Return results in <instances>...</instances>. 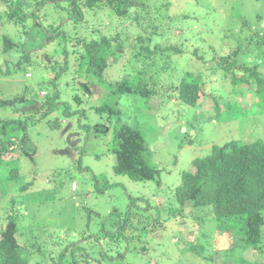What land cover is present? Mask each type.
<instances>
[{
  "label": "rangeland",
  "instance_id": "374dc122",
  "mask_svg": "<svg viewBox=\"0 0 264 264\" xmlns=\"http://www.w3.org/2000/svg\"><path fill=\"white\" fill-rule=\"evenodd\" d=\"M131 1L135 5L137 0ZM145 1V8L152 16L155 15V5L169 3V10L160 18L162 35L159 36L158 32L155 39L166 49H181L182 54L171 51L153 54L155 50L151 44V52L145 58L141 57L142 54L137 53L138 47L129 49L141 29L124 17H117L100 4L84 9L81 18L69 22L67 7L56 9L47 6L37 16L27 17L24 29L3 20L0 10V41L7 37L17 45L16 51L2 53L0 44L1 98L30 99L24 105L14 101L16 106L12 107L17 111L24 106L30 111L28 115H36V112L38 115L45 100H50L56 92L59 96L60 106L51 117L33 119L32 121L39 123L27 130L30 141L25 140L22 147L32 149L35 146L34 165L23 156L20 145H15L1 157L3 161H12L11 167H19V174L23 177L22 184L28 180L29 187L22 192L14 181H0V229L8 215H19L17 222L21 228L31 221L37 223L40 230H35L34 225L26 227L27 234L35 239L37 243L34 244L41 252L37 255L35 250L32 251L34 246L31 245L33 241L30 238V251L35 253L36 260L41 259L42 255H52L57 262L67 264L75 256L80 262L84 258L80 255L81 250H85L90 257L89 264H96L98 261L100 264H232L238 257L239 246L233 245L229 254L226 250L218 251L217 247L214 249L213 240L217 231L213 219L207 218L201 225L198 217L202 213H195L186 207L182 212L187 214L192 211L195 220L177 215L175 219L170 218L167 224L173 209H178L171 192L166 195L159 193L152 201L149 194L153 183L135 182L113 172L114 150L117 148L115 133L121 125L126 124L143 132L147 146L145 154H148L151 161H154L153 155H158L159 150L167 148L175 151L178 146H183L181 141H206L204 145L184 148L181 153L186 151L188 158L184 154L176 166L172 164L173 155L164 159L168 161H162L161 167L167 173L163 175V181L165 178L166 180L160 190L164 191L174 183H179L177 172L188 169L193 158L202 157L206 153L210 138L206 134L219 128L215 122L208 123V119L212 117L209 111L213 106L210 98H206L203 109L199 111L178 107L172 103L174 99L171 100L169 95L163 100L157 98L164 95L162 93L153 95L148 101L133 95L114 96L112 87L123 79L124 74L131 77L145 76L148 86L153 81L164 82L169 71L161 72L159 67L166 55H171L172 63L181 69L196 70L215 65L214 62L207 61L212 56L225 53V48L227 52L224 56L228 55L240 43L242 51H238L236 56L239 54L238 63L244 62L242 52L256 47L254 30L262 27L264 30V0H205V4L211 2L213 8L199 5L196 0ZM131 12L134 13L135 10L132 8ZM138 15L141 18V9ZM183 15H187V19H183ZM168 17L178 18L170 22ZM62 19L64 21L60 32H71V35L65 36V39L56 38L51 50L50 46L40 50L45 37V34H39L42 32L40 26L47 30L48 23L59 26ZM34 21L40 26L35 25ZM141 25H146V20ZM95 29L102 31L101 36L114 38L119 35L118 38L126 42V53L116 48L120 53L119 58L114 57L116 60L108 64L101 79L85 74V63L78 58L81 52L76 51L74 46L78 38H94L96 34L92 30ZM25 34L29 38L35 36L36 39L29 41L27 38L25 49L30 53L22 52V61L21 45L25 41ZM75 35L77 37L73 38ZM233 57L236 58L231 55L229 61ZM248 58L251 65L260 64L259 71L264 73V47ZM7 65L10 73H5ZM58 71H62L60 78L52 80ZM85 82L86 87L83 86ZM241 88L243 96L237 93V97H244L245 102L256 101L253 89L245 84L237 86V89ZM225 100L227 98L223 97V101ZM36 102L39 103L38 106L35 105ZM100 105L113 106L118 114L111 117L106 113L98 114L95 107ZM162 105L166 108H161ZM149 108H152L150 112ZM178 109L180 112H176ZM13 113L11 106L0 107V121ZM236 116V120L230 125L224 121L221 134L211 140L219 142L224 138L235 137L242 140L241 132L243 136L247 130L256 129L259 134L252 139L259 137L264 141V120L254 116ZM55 120L58 122L56 129L53 127ZM186 122L194 127L184 125ZM178 127H181L180 133ZM3 166L0 165V174H7L2 169ZM22 173L28 176H22ZM72 185L75 188H71ZM103 186L105 189L102 192L96 190H101ZM128 195L144 198L146 201L132 200ZM130 202L135 206L132 209ZM144 202L151 208L142 207ZM136 208L143 212L149 211L153 220L148 223L144 215L135 211ZM157 212L163 215V228L153 226ZM178 221L183 224L176 225ZM108 232L114 235L112 239L105 238ZM95 234L100 236V240L86 238L94 237ZM22 239L24 240L23 236L20 244L28 249V244H23ZM217 241L221 244L222 238ZM224 242L225 246L230 243L229 239ZM260 246L264 257V241ZM193 248L201 250H192ZM98 251L102 254L105 251L107 257L102 259ZM58 253L65 254L66 258L61 259ZM246 259L256 261L258 253L253 250Z\"/></svg>",
  "mask_w": 264,
  "mask_h": 264
},
{
  "label": "trees",
  "instance_id": "16d2710c",
  "mask_svg": "<svg viewBox=\"0 0 264 264\" xmlns=\"http://www.w3.org/2000/svg\"><path fill=\"white\" fill-rule=\"evenodd\" d=\"M196 1L199 5L213 8L211 2L205 4V0ZM146 2L145 0H137L136 4L133 5L134 3L131 0H0V10L3 20L24 29L25 19L32 15V17L37 16V13L47 6L55 7L56 9L67 7V22H69L81 18L84 9L87 10L93 5L100 4L103 8L107 7L117 17H124L126 21L136 24L141 29V33L137 35L135 43L129 47V49L138 47L139 51L137 53L142 54L141 57L145 58L146 55L151 52V44L154 45L153 48L155 52H153V54H162L164 51L182 54L183 51L181 49L176 47L166 49L160 43H157L155 39L158 32L159 36L162 35L160 30V18L163 17L164 12L169 10V3L166 2L161 5H155V15L152 16L150 15L151 12L145 8ZM132 8L135 10L134 13L131 12ZM139 9H141V18L138 15ZM177 18L178 17H168L170 22L177 20ZM182 18L187 19V15H183ZM258 18L261 19V16ZM64 19L61 20L59 26L48 23L46 27L47 30L34 21L35 25L41 27L42 32L40 31L39 34H45L42 45L39 47L40 50L49 46L51 50L56 38L61 37L65 39V36L71 35V32H60L62 31L61 27ZM143 20H146V25L144 26L141 25ZM92 31H95L96 34L94 38H78V41L74 39L76 41L74 46L76 51L80 50L81 52L78 58L85 63V74L95 79H101L108 64L116 60L114 58L115 56L119 58L120 53L117 52L116 48L122 49L124 52V50H126V42L120 40L118 38L119 35H116L114 38H108L101 36L100 33L102 31L100 32L96 29ZM254 31L256 33L254 44L256 47L242 52L245 59L244 62L238 63L239 54L236 56L238 51H242L240 43H238L237 47L228 55L224 56L227 52V48H225L223 49L225 53L220 56H212L207 61V63L214 62L215 65L212 64L210 67L207 65L202 69L196 70L189 68L183 70L176 66L175 63H172L170 58L171 55H166L163 64L159 67L161 72H165L166 70L169 71V75L164 79V82L156 83L153 81L151 82V86H148L147 77H131L124 74L122 77L123 79L119 80L115 87H112L114 96L133 95L148 101L151 100L155 94L162 93L164 95L158 96L157 98L163 100L169 95L171 96V100L174 99L172 103L176 104L178 107L181 106V108L183 107L186 109L193 108L199 111L203 109L206 98H210L213 106L209 111L212 113V117L208 119V123L215 122L219 125V128L212 133L211 131H209L208 134L205 133L208 136L210 135L207 142L206 153H204L202 157L193 158L188 169L179 170L177 172L179 174V183H174V185L167 189L165 188L164 191L160 190L163 186V182L166 180L165 178L163 181V175L167 173L161 167L162 161H168L164 159L173 155L172 164L176 166L177 162L184 154L185 158H188L186 157V151L181 153L184 148H191L193 145L197 144L204 145L206 141L195 140L190 143L186 140L181 141L183 146H178L175 151H170L167 148L162 151L159 150L158 155H153L154 161H151L149 157H147L148 154H145L147 146L143 132L127 126L126 124L121 125L115 133L117 148L114 150L113 172L116 175L128 177L135 182L153 183L149 194L152 201H154V198H156L159 193L166 195L171 192L172 196L174 195V200L178 205V209H173L171 217H169L166 222L167 224L170 222V218L175 219L177 215L179 217L185 216L186 218L195 220V215L192 211H195V213H202V215L199 214L198 217V221L201 225L207 218L213 219L216 223L217 231L213 240L214 249L217 247L216 250H226L229 254L231 253L229 250L232 249L233 245L240 247L238 257L232 261V264H264V257L259 249L261 248L260 244L264 241V141L259 137L252 139L255 135L259 134L258 132L256 133V129L247 130L243 136L241 132L240 137L243 138L242 140L237 137L230 139L224 138L219 142L211 139L221 134L224 121L230 125L232 121L236 120V115L240 117L254 116L257 119L264 120V73L259 71L261 67L260 64L255 63L251 65L252 63L248 58L256 54L260 48L264 47V30L262 27ZM76 37L75 35L73 38ZM24 38L25 41L23 45H21L20 59L22 61L24 57L22 52L30 53L29 50L25 49V43L29 35L25 34ZM34 39H36L35 36H30L29 41ZM0 44L3 51L2 53L13 51L17 48V45L13 44L7 37H3ZM196 53L197 51L194 52V54ZM63 54L65 55L66 53L64 52ZM231 55H235L236 58L234 59L233 57V59L229 61ZM200 58L203 59V57ZM0 71L2 72L1 69ZM10 72L9 66L7 65L5 73ZM61 72L62 71H58L52 80L59 79ZM240 84H245L248 88L253 89V98H256V101L245 102L244 97H237V93H244L242 90L243 88L237 89V86ZM83 86L86 87L87 83H83ZM241 95L243 96V94ZM223 97H226L227 100L223 101ZM58 99L59 96L56 92L50 100H45L44 104L42 103L38 115L37 112L36 115H28L30 111L24 106L21 110L17 111L12 106H16L13 103L14 101L18 103L21 102L24 105L30 99L26 100L24 97H20L19 99L13 98L6 100L2 99L0 96V107L11 106L14 110L12 116L9 118L5 116V120L0 121V165H4L2 169H5V172H7V174H0V181L12 180L18 185V190L22 192L27 190L29 181L27 180L22 184L23 177L19 174V167H11L12 161H3L1 157L8 153L15 145H20L23 156L34 165L36 159L35 146H32V149H25L22 147L25 140L28 142L30 141L27 130L34 124L39 123L32 121L33 119H46L51 117L54 111L59 108L58 106H60L58 105ZM160 103H163V101ZM35 105L38 106L39 103L36 102ZM36 106L35 108H37ZM161 108L166 107L162 105ZM151 110L152 108H149V112ZM95 112L98 114L106 113L108 117L118 114L116 109L109 105L95 107ZM176 112H180V109ZM15 113H17V115H15ZM66 115H68V113H66ZM184 125L194 127L193 124L188 122L184 123ZM57 126L58 122L55 120L53 123L54 129H56ZM180 128L181 127L177 128L179 133ZM251 131H254V133H251ZM247 132H250L251 135L246 134ZM178 136L179 134H177V139ZM237 136H239V134ZM23 175H26V177L28 176L26 173H22V176ZM104 189L105 186H103L101 190L98 188L96 190L102 192ZM128 197L130 196L128 195ZM130 198L137 201H146L144 198L140 197ZM141 205L142 207H147V209L151 208L146 202ZM133 207L135 206L130 202V208L132 209ZM186 207L192 209V211L187 214L183 213L182 211ZM135 211L144 215L148 223L153 220L149 211L143 212L140 208H136ZM18 217L19 215H8L3 221L4 224L0 229V264H62L57 262L52 255L44 256L41 254L42 258L36 260L37 256L34 257V254L37 253V255H39L41 252L34 244L37 243L35 239L30 237V234H27L26 227L34 225L36 226L35 230H40L41 227L37 223L31 221L26 227L21 228L17 222ZM164 224L162 213L157 212V219L153 226L156 228H163ZM182 224L183 222L180 221L176 223V225L179 226ZM88 230L89 229L86 227V231ZM21 236L24 238V240L22 239L24 241L23 244H28V249H25L23 245L20 244ZM113 236L114 235L108 232L105 238L112 239ZM201 237L205 238L203 236ZM30 238H32L33 241L31 245L34 246L32 251L35 250V253L30 251ZM86 238L100 240L98 234H95L94 237L86 236ZM216 238L217 240L222 238L221 244ZM226 239L230 241L228 246H225L226 242L224 241H226ZM192 250L201 249L193 248ZM253 250L258 253V259L256 261L246 259L249 252L252 253ZM97 253L100 254L102 259L107 257L105 251L104 254H102L101 251ZM80 255L84 256V258L81 259L82 261L79 262L75 259L76 257L73 256L69 259L67 264L90 263L91 259L86 254L85 250H81ZM59 256L61 259L66 258L65 254H59ZM93 264L95 263L93 262ZM96 264H100V262L98 261Z\"/></svg>",
  "mask_w": 264,
  "mask_h": 264
},
{
  "label": "clouds",
  "instance_id": "9594fccd",
  "mask_svg": "<svg viewBox=\"0 0 264 264\" xmlns=\"http://www.w3.org/2000/svg\"><path fill=\"white\" fill-rule=\"evenodd\" d=\"M71 188H75V185H72Z\"/></svg>",
  "mask_w": 264,
  "mask_h": 264
}]
</instances>
